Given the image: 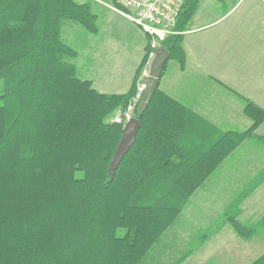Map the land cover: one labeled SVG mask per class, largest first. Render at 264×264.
Masks as SVG:
<instances>
[{
    "label": "trees",
    "instance_id": "obj_1",
    "mask_svg": "<svg viewBox=\"0 0 264 264\" xmlns=\"http://www.w3.org/2000/svg\"><path fill=\"white\" fill-rule=\"evenodd\" d=\"M90 4L0 0V264L153 263L149 255L190 196L264 121L246 103V131L211 137L201 128L211 125L157 87L146 110L135 109L141 127L111 178L124 126L110 119L134 96L149 38L129 92L97 93L77 77V53L63 40L67 23L97 32ZM198 4L187 0L180 35L161 45L181 69L182 34ZM262 181L225 213L238 238L256 230L237 222L238 207Z\"/></svg>",
    "mask_w": 264,
    "mask_h": 264
},
{
    "label": "crops",
    "instance_id": "obj_2",
    "mask_svg": "<svg viewBox=\"0 0 264 264\" xmlns=\"http://www.w3.org/2000/svg\"><path fill=\"white\" fill-rule=\"evenodd\" d=\"M132 25L136 38L124 33L120 28L118 32L114 31L117 35H113L120 36L125 43V49L129 45H135L137 56L131 59L127 55L122 58L125 64H118L112 69H109L110 65L100 68L97 83L90 76L83 78L84 81H89L99 94L124 95L132 87L135 72L147 44V37L138 27ZM98 33L97 27V32L92 35ZM69 36L73 43L70 47L77 53L76 60H82V50L79 52L82 36L72 27ZM182 49L185 56L183 69L176 61L167 62L159 79V89L198 115L204 123L211 125L214 130L202 125L205 135L214 137V132L246 131L252 124L244 115L246 103L264 111V0H199L198 7L182 34ZM88 54L90 60V50ZM148 61L142 71L147 68L149 70ZM74 64L76 74L80 70L85 73V69L79 66V61ZM90 65L95 66L96 62ZM141 73L136 85L141 79ZM254 134L255 138L244 141L234 151L236 153L240 148L237 152L242 150L244 155L234 160L235 163H240L237 166H242L247 161L244 166L250 167L249 183L243 189L251 187L256 180L264 177V121ZM234 154L229 156L230 159ZM229 157L217 170L224 171L225 166H229ZM213 160L214 157L210 159V164ZM215 172L204 184L216 177ZM235 179L236 174L219 175L216 196L225 197L226 187H223L222 182L229 184V181ZM248 201L252 214L263 213L254 224L248 225L256 227L248 240L250 256L246 258L240 253H224L225 246L238 248L239 242L237 239L227 241L219 237L216 238V244L220 246L218 252L202 257L201 264H242L245 261L252 264L264 255V183L256 186L249 194ZM227 226L230 227L229 224Z\"/></svg>",
    "mask_w": 264,
    "mask_h": 264
},
{
    "label": "rangeland",
    "instance_id": "obj_3",
    "mask_svg": "<svg viewBox=\"0 0 264 264\" xmlns=\"http://www.w3.org/2000/svg\"><path fill=\"white\" fill-rule=\"evenodd\" d=\"M77 1L81 2L83 0ZM90 1L91 11L97 16L96 25L99 29V33L97 35H92L75 24L67 23L63 28V40L69 46L73 45L69 38L71 27L82 36L79 42V52L82 50V52H80L82 60L78 58L73 62L77 63V61H79V66L85 69V73H83L84 70L83 72L80 70V72L78 71L77 73V77L83 80V78H89L90 76L92 80L97 83L100 68L110 65L109 69H112L118 64H125L122 58L128 55L133 59L138 53L135 45H129L125 49V43L121 40L120 36L114 37V31L118 32L120 28L124 33L130 34V36L134 38L137 36L133 30L134 26L130 24L128 20L122 18L109 8L113 7L112 0ZM89 50L91 52L90 60L88 57ZM95 62V66L90 65V63ZM168 62L172 63L173 61L171 60ZM121 111H123V109H118L115 114L117 115ZM237 151L236 153H232L235 154L231 159L230 157L232 154L228 158L230 159L227 163L229 166H225L224 171L223 169L217 170V168H215L210 172L207 179L217 170L215 172L216 177H213L212 180H210L211 182L203 183L190 196L186 206L183 208L172 227L169 228L159 243L154 247L152 253L149 255L150 259L148 258L146 262L153 260V263H149L172 264L179 259H183L180 264H182V262L201 264L203 261L202 257L218 252L220 246L216 244V238L219 237L225 238L227 241H230V239H237L239 242V245H237L238 248L225 246L224 253H240L241 256L246 258L250 256V254L248 255V240L250 238L241 239L235 236L232 228L227 226L228 223L226 222V216L224 214L225 211H228L231 203L238 199L246 190L243 188L249 183L248 171L250 167L244 166L247 161L242 166H237L240 163H235L234 160H238V157L244 156L242 150L239 152ZM225 173L226 175L236 174V179L235 181H229V184L222 182L223 187H226V196L219 197L216 196L215 192L218 188L216 184L218 183L217 180L219 175H224ZM262 173H264V170ZM262 183H264V181L260 184ZM212 190L214 191L210 193ZM250 208V202L248 201V197H246L238 207V223L245 226L252 225L258 220L259 216L263 215V213L260 215L258 213L252 214ZM242 264H248V262L245 261Z\"/></svg>",
    "mask_w": 264,
    "mask_h": 264
},
{
    "label": "built area",
    "instance_id": "obj_4",
    "mask_svg": "<svg viewBox=\"0 0 264 264\" xmlns=\"http://www.w3.org/2000/svg\"><path fill=\"white\" fill-rule=\"evenodd\" d=\"M113 12L122 16L149 38L150 52L148 55L149 66L154 51L168 38L180 35L175 27L180 12L187 0H112ZM148 68L141 73V79L137 83L134 96L128 103L125 110L111 117L110 122L117 125H125L131 118L143 96L146 86L144 79L148 77Z\"/></svg>",
    "mask_w": 264,
    "mask_h": 264
},
{
    "label": "water",
    "instance_id": "obj_5",
    "mask_svg": "<svg viewBox=\"0 0 264 264\" xmlns=\"http://www.w3.org/2000/svg\"><path fill=\"white\" fill-rule=\"evenodd\" d=\"M170 59V54L164 46L158 47L154 53L149 65L148 77L144 79L143 84L146 89L138 104L140 113H143L148 107L156 88L158 87L163 67ZM141 127L140 122L136 118H131L123 127V133L119 145L115 151L114 158L111 162L110 175L113 178L116 169L118 168L123 157L128 153L130 148L136 141V136Z\"/></svg>",
    "mask_w": 264,
    "mask_h": 264
}]
</instances>
